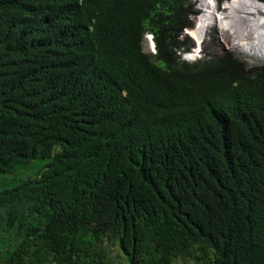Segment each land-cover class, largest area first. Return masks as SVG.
<instances>
[{
	"label": "trees",
	"instance_id": "16d2710c",
	"mask_svg": "<svg viewBox=\"0 0 264 264\" xmlns=\"http://www.w3.org/2000/svg\"><path fill=\"white\" fill-rule=\"evenodd\" d=\"M196 2L0 0V264H264V66L182 60Z\"/></svg>",
	"mask_w": 264,
	"mask_h": 264
},
{
	"label": "bare ground",
	"instance_id": "6f19581e",
	"mask_svg": "<svg viewBox=\"0 0 264 264\" xmlns=\"http://www.w3.org/2000/svg\"><path fill=\"white\" fill-rule=\"evenodd\" d=\"M199 15L188 35L198 45L205 37L208 26L215 25L222 32L240 31V41L247 55L264 61V0H227L218 9L216 0H200ZM262 18V22H258ZM199 36V37H198ZM191 53L189 59L195 58Z\"/></svg>",
	"mask_w": 264,
	"mask_h": 264
},
{
	"label": "rangeland",
	"instance_id": "374dc122",
	"mask_svg": "<svg viewBox=\"0 0 264 264\" xmlns=\"http://www.w3.org/2000/svg\"><path fill=\"white\" fill-rule=\"evenodd\" d=\"M224 1L227 0H216V4L219 10L222 7ZM196 3V9L197 8ZM191 26H193V19H191ZM209 30L207 31L205 37L203 38L202 42L198 45L191 39V37L185 33L182 34V40L187 42L189 46L190 53H193V48H197L200 50V53L196 57V61L207 60L209 57L212 56H221L225 53L231 54L234 58L238 61L246 63L247 65H264V61L260 60V58H256L250 55L245 54L244 48L240 41L241 33L240 31H236V33L231 32H222L218 30L217 26L210 25L208 26ZM199 37V36H198ZM231 44L237 47L236 49L231 48ZM142 48L145 53H150L149 50V41L144 38L142 43ZM188 49V50H189ZM245 52V53H244ZM181 59L186 62H193L191 59L186 58L183 54L181 55ZM45 163L40 159L33 160L29 163L21 164L15 166L10 172L8 173H0V190L9 189L13 186L15 182H19L27 177L34 176L41 168V166Z\"/></svg>",
	"mask_w": 264,
	"mask_h": 264
},
{
	"label": "clouds",
	"instance_id": "9594fccd",
	"mask_svg": "<svg viewBox=\"0 0 264 264\" xmlns=\"http://www.w3.org/2000/svg\"><path fill=\"white\" fill-rule=\"evenodd\" d=\"M199 1L200 0H197V2L199 3ZM196 2V3H197ZM196 6V5H195ZM197 8H198V4H197ZM195 9H196V7H195ZM197 10V9H196ZM199 12H200V10L198 11L197 10V13L196 14H194V15H191L190 16V21H191V19H193L194 17H196L197 15H199ZM191 27V26H190ZM189 27V28H190ZM187 29L188 28H186V29H184V31H183V33H185V34H187L188 35V33H187ZM144 38L145 39H147L148 41H149V50H150V54H152V55H154L155 54V45H154V42H153V36L150 34V33H148V32H146L144 35H143V41H144ZM143 41H142V43H143ZM202 42V41H201ZM200 42V43H201ZM199 43V44H200ZM188 46V45H187ZM188 49H189V47H188ZM190 49L189 50H187V51H185V48H182V51H181V55L183 54V56L185 55L186 56V58H188L189 57V55L191 54L190 52ZM193 53L195 52L196 53V56H195V58H193V59H191L193 62H196V57L198 56V54L200 53V50L199 49H197L196 47L195 48H193ZM201 58H199L198 60H200ZM191 63V62H190ZM246 64V63H245ZM247 65V64H246ZM248 66H253V65H248ZM257 66H261V65H257ZM262 66H264V65H262Z\"/></svg>",
	"mask_w": 264,
	"mask_h": 264
},
{
	"label": "water",
	"instance_id": "95a60500",
	"mask_svg": "<svg viewBox=\"0 0 264 264\" xmlns=\"http://www.w3.org/2000/svg\"><path fill=\"white\" fill-rule=\"evenodd\" d=\"M258 22H259V23L262 22V18H260Z\"/></svg>",
	"mask_w": 264,
	"mask_h": 264
}]
</instances>
